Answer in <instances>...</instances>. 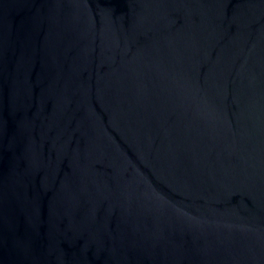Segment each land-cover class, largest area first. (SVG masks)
I'll use <instances>...</instances> for the list:
<instances>
[{
    "label": "water",
    "instance_id": "water-1",
    "mask_svg": "<svg viewBox=\"0 0 264 264\" xmlns=\"http://www.w3.org/2000/svg\"><path fill=\"white\" fill-rule=\"evenodd\" d=\"M0 264H264V0H0Z\"/></svg>",
    "mask_w": 264,
    "mask_h": 264
}]
</instances>
